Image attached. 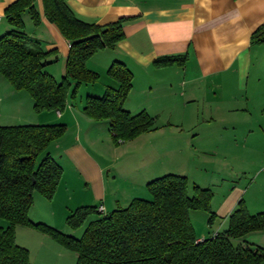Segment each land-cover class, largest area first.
Listing matches in <instances>:
<instances>
[{"label":"crops","instance_id":"1","mask_svg":"<svg viewBox=\"0 0 264 264\" xmlns=\"http://www.w3.org/2000/svg\"><path fill=\"white\" fill-rule=\"evenodd\" d=\"M14 1L0 0V35L10 28L5 10ZM67 4L85 22L122 20V39L87 61L88 68L102 78L101 86L88 84L85 97L79 92V101L68 98L62 111L37 113L29 94L15 90L0 74V91L7 89L15 109L8 114L15 112L13 125L67 126L65 134L47 147L63 169L49 202L57 204L64 223L79 206L103 205L107 213L127 206L133 198H146V183L163 174H184L188 179L181 168L201 154L218 156L235 175L220 178L217 198L208 183L193 176V185L213 193L211 230L199 234L191 222L197 237L225 229L240 200L252 214L264 211V42H251V34L264 23V0H67ZM33 6L38 22L24 11V31L50 51L44 70L59 81L70 43L44 16L42 0H34ZM176 55L183 61L154 63ZM113 61L124 63L133 75L123 106L133 113L137 103L154 117L156 126L119 147L109 144L106 120L95 121L82 112L86 96H100L107 86L116 85L105 74ZM247 171L253 177L242 183ZM33 200H39L37 192ZM33 208L34 204L29 216ZM237 240L264 247V230L250 231Z\"/></svg>","mask_w":264,"mask_h":264},{"label":"trees","instance_id":"2","mask_svg":"<svg viewBox=\"0 0 264 264\" xmlns=\"http://www.w3.org/2000/svg\"><path fill=\"white\" fill-rule=\"evenodd\" d=\"M34 0H16L6 7L10 28L0 35V74L15 90H25L35 112L62 111L67 99L76 97L82 84H94L99 73L87 67L98 50L115 47L122 39L119 18L97 24L80 20L67 0H42L46 19L70 43L64 74L57 81L44 70L50 51L24 31L21 15L28 11L38 22ZM252 43L264 42V23L252 34ZM180 56H164L158 66L180 63ZM105 74L115 86L102 95H88L82 112L95 121L106 120L114 141H129L156 128L145 110L131 113L124 106L133 75L120 61H113ZM64 123L0 125V264H33L29 250L16 241V227H28L46 234L76 255L75 264H263L264 247L237 240L246 233L264 230V211L250 213L242 200L229 214L227 227L202 240L194 231L190 212L211 210L212 191L193 185L187 193L185 175L167 173L146 183L149 197H136L125 207L100 212L85 205L71 210L66 225L80 236L63 233L42 222H33L29 210L33 195L53 198L62 176L61 165L49 154V144L63 136ZM42 156L40 159L39 157ZM88 220V221H87Z\"/></svg>","mask_w":264,"mask_h":264},{"label":"rangeland","instance_id":"3","mask_svg":"<svg viewBox=\"0 0 264 264\" xmlns=\"http://www.w3.org/2000/svg\"><path fill=\"white\" fill-rule=\"evenodd\" d=\"M102 82H103L102 78H99V80L95 82L96 86H101ZM10 85H7L8 88H11L13 90V88ZM86 86L89 87L88 84L80 85L76 92L75 99L70 98V97L69 99L79 101V97L81 94H83L85 97L86 91L84 88ZM3 90H4L3 92L0 91V125H13V123L15 122L13 118L15 115L14 114L15 112L13 113V115L11 114V116L8 114L11 112V110L15 111V109L10 105L11 103L10 93L7 91V89H3ZM22 92H25V91H22ZM79 92H80V95H79ZM140 109H143V108H139V106H137V103H134L131 111L135 113L139 111ZM158 111L162 112L164 110L159 109ZM2 114H5V116L2 117ZM185 129H186V126L183 127V130L186 133ZM107 133L109 134V141H110L109 144H111L113 147H119L124 142H127V141L123 142L121 140H118L116 142L114 141L111 133L110 132H107ZM41 157L42 156H40L39 159ZM193 160L194 161L191 162V165L189 166L187 165V167L183 166V168H181L183 169V171H186L188 173V177H189L187 193L189 195L192 194V187H193L192 178L193 176H196V177H199L196 179H199L200 182L208 183V185H210V187L213 188V191L216 192L215 198H217L221 190L220 189L221 187L217 185L218 181H220L221 177L227 178L229 174H234L230 170L232 168H230L228 164L227 166H225V164L223 166L221 164L222 159L219 158L218 156H210V155L201 154L198 157H194ZM235 171L237 170L235 169ZM62 172H63V169H62ZM234 175L232 176L234 177ZM251 175L252 174L250 171L248 173H245L242 178L243 180L242 183H245L248 180H250V178L253 177ZM145 196L147 197L150 196L147 190L145 192ZM37 197L41 201L33 200L34 208L32 209L31 215L29 216V218L33 222L45 223L63 233H72L73 235L77 237L81 235L84 226L76 230H72L68 228L64 223V219L61 218V216L59 215V212H58L59 207L57 206V204L55 203V205L52 206V202H49L52 199L48 200L44 198L43 196L39 195V193H37ZM52 210H54L55 214H51ZM39 216H41L40 218L41 220H37L39 219ZM190 217H191V222L193 223L195 228H197L199 234L201 233L200 232L201 230H203L202 233H208V230H211V227L208 226V222H207V219L209 217V214L207 212L203 210H193L190 212ZM0 225L6 226L7 222L3 219H0ZM215 227L216 226L214 224L212 229H214ZM16 236H17V243L20 244L21 246L27 247V249L29 250L31 254L30 259L35 264H75L76 255L74 252L62 247L61 245L53 241L50 237H48L46 234L42 232H39L37 230L31 231V229L28 227L18 226L16 227Z\"/></svg>","mask_w":264,"mask_h":264},{"label":"built area","instance_id":"4","mask_svg":"<svg viewBox=\"0 0 264 264\" xmlns=\"http://www.w3.org/2000/svg\"><path fill=\"white\" fill-rule=\"evenodd\" d=\"M97 210L100 212H103L104 211L103 205H98ZM203 238H204V236H200V237H198V240H202Z\"/></svg>","mask_w":264,"mask_h":264}]
</instances>
